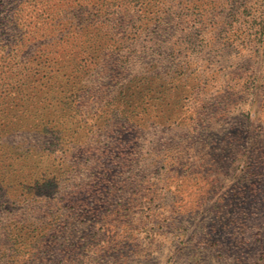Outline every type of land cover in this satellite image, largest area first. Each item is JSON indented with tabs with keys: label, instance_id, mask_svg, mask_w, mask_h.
Here are the masks:
<instances>
[{
	"label": "rangeland",
	"instance_id": "1",
	"mask_svg": "<svg viewBox=\"0 0 264 264\" xmlns=\"http://www.w3.org/2000/svg\"><path fill=\"white\" fill-rule=\"evenodd\" d=\"M250 2L244 20L256 11L257 0ZM175 3L148 0L150 17ZM240 10L237 2L216 5L180 56L191 46L186 37L171 36L179 48L172 53L170 36L155 31L118 51L109 73H89L81 114L69 111L58 125L60 149L40 147L52 133L15 138L28 152L0 184V221L9 223L16 249L7 260L264 264V166L255 157L264 136V35L237 37ZM81 142L118 148L106 163L114 165L110 182L75 179L90 175L89 166L74 164L89 158L91 149L76 157ZM48 182L62 194L51 213L40 209ZM137 184L150 186L142 197ZM58 223V235L37 248L36 238Z\"/></svg>",
	"mask_w": 264,
	"mask_h": 264
},
{
	"label": "trees",
	"instance_id": "2",
	"mask_svg": "<svg viewBox=\"0 0 264 264\" xmlns=\"http://www.w3.org/2000/svg\"><path fill=\"white\" fill-rule=\"evenodd\" d=\"M244 1L247 2L177 0V4L161 8L156 16L150 17L148 0H0V184L15 176L18 169L14 165L22 156L27 158L26 140L15 142V138L44 137L52 133L53 142H42L40 147L49 144L51 151L54 146L60 149L64 142L58 127L62 116L70 111L76 118L88 101L86 94L90 87L85 84L89 83L86 76L96 70L109 73L111 67L109 69L107 62L115 60L118 51L130 49L141 38L164 31L161 36H170L171 52L175 53L179 48L171 42V36L182 33L187 39L184 43L191 46L180 48L184 50H180V56L196 44L197 31L204 33V17H209L216 5L237 2L243 8L237 11L240 23L237 37L244 35L260 42L264 35V0L252 2L256 11L245 20L244 12L250 7V0ZM164 24L170 28L167 33L162 29ZM101 44L98 54L94 55V49ZM92 59L96 61L91 62ZM263 140L264 136L257 142L258 166H264ZM86 145L84 142L73 145L76 157H82L85 149H91L86 161L74 164L89 166L90 175H75V179L95 186L110 182L114 165L107 167L106 163L115 158L118 148L102 152L101 148L94 147L96 143ZM9 151L12 155L4 157ZM58 186L53 182L43 184L46 194L40 209L44 212L51 213L54 205L60 204L62 194ZM136 186L141 197L150 188L143 184ZM9 227L8 222L0 221V264H14L6 258L10 255L7 251L16 250L9 245ZM50 227L49 232L36 238L37 248L51 243L61 223Z\"/></svg>",
	"mask_w": 264,
	"mask_h": 264
}]
</instances>
